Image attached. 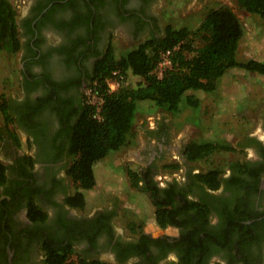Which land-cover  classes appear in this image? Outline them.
<instances>
[{
    "label": "flooded vegetation",
    "instance_id": "af4514ba",
    "mask_svg": "<svg viewBox=\"0 0 264 264\" xmlns=\"http://www.w3.org/2000/svg\"><path fill=\"white\" fill-rule=\"evenodd\" d=\"M162 1L0 0V28L10 23L9 7L16 12L23 99L10 109L28 140L27 150L11 136L1 143L0 161L7 169L0 186V264H48L47 246L77 248L89 259L109 256L113 261L105 262L112 264H166L171 258L174 264H264L263 172L237 182V174L228 169L213 197L204 196L210 213L184 226L158 228L161 235L143 231L165 239L164 252L151 244L147 255L133 254L124 261V249L138 246L142 234L125 240L112 220L99 222L106 212L86 216L67 204L73 196L67 176L69 136L86 105L85 90L96 64L112 36L124 33L135 41L153 29L154 10ZM252 140L264 147V141L246 140L254 159L243 163L258 171L263 151ZM188 219L184 212L176 216L182 224ZM189 237L195 239L194 251L186 242Z\"/></svg>",
    "mask_w": 264,
    "mask_h": 264
},
{
    "label": "trees",
    "instance_id": "16d2710c",
    "mask_svg": "<svg viewBox=\"0 0 264 264\" xmlns=\"http://www.w3.org/2000/svg\"><path fill=\"white\" fill-rule=\"evenodd\" d=\"M234 1L246 12L264 19V0ZM9 10L10 23H2L5 28H0V50L16 55L21 50V42L15 24L16 12L12 7H9ZM243 36L244 27L237 14L227 6H219L207 11L195 31L169 26L162 37L153 36L120 58L115 56L114 49L109 44L106 55L97 62L94 77L91 79V85L97 83V91L104 99L103 120H96L93 117L94 108L86 104L80 119L70 132L67 155L72 159V163L67 168V176L73 181L77 191L68 198L67 204L78 210L85 209L86 199L83 191H90L96 186L95 164L121 151L129 144L140 103L149 102L150 111L161 108L177 114L181 110L183 101L198 108L200 99L191 92H214L219 80L231 69L240 68L264 76L263 61L237 60ZM5 37H8V40ZM169 49L173 50V66L162 78H158L154 71L161 53ZM115 71H119L123 79L120 87L110 92L107 80L114 79ZM129 74L142 79V82L136 87L127 86ZM0 111L7 123L14 121L7 100L0 104ZM11 137L18 142L16 135L11 134ZM251 142L260 146L264 157L262 144L256 140ZM234 150L227 143L190 142L184 149V156L187 163L193 164L208 159L215 153ZM253 165L249 162L246 164L237 161L232 163L229 169L237 174L236 181L239 182L242 180L241 177L253 176L256 175L255 173L260 176L262 172L264 173V163L260 164L258 171L251 168ZM180 168V164L164 166L165 171L174 172ZM6 169L7 167L0 161V186L6 181ZM223 174L224 171L216 168L198 173H193V168H190L185 173L187 183L185 181L179 185L175 181L160 188L153 177V166L144 171L127 168L131 187L149 195L156 207L157 225L162 229L169 225L184 226L196 222L206 212L210 213L203 203H209L207 197H213L212 192L222 186ZM32 209L37 211L36 206L32 205ZM183 212L188 214L189 219L182 224L176 220V216ZM114 217V213L103 214L99 222L107 224V221L113 220ZM130 228L133 232L139 231L137 234L142 235L138 246L130 245L124 249L121 260L124 261L137 253L147 255L151 244L158 245L157 247L162 250L165 248L163 245L165 239H152L143 234L141 228L137 230L135 224H131ZM186 242L194 251V237H189ZM46 250L48 264H112L81 255H78L77 259H72L75 255L73 247L60 246L56 249L47 246Z\"/></svg>",
    "mask_w": 264,
    "mask_h": 264
},
{
    "label": "rangeland",
    "instance_id": "374dc122",
    "mask_svg": "<svg viewBox=\"0 0 264 264\" xmlns=\"http://www.w3.org/2000/svg\"><path fill=\"white\" fill-rule=\"evenodd\" d=\"M219 6L231 8L244 27V36L238 53L239 61L247 62L254 59L264 62V19L246 12L234 0H163L161 5L154 10L156 20L153 29L135 41H132L124 33H118L111 37V40H109L110 45L114 49L115 56L120 58L153 36L162 37L169 26L178 29L188 28L190 31H195L207 11ZM199 44L197 43V45ZM20 55L21 53L7 56L0 51V104L7 100L12 85L9 81L10 77L17 79L14 80V86L19 85L21 76ZM140 82H142V79L129 74L126 85L136 87ZM218 87L219 89L213 93L191 92L200 99L198 108H194L183 101L181 110L177 114L164 112L161 115V118L165 114L168 116L165 119H168L167 123L169 124V127L161 128V132L166 135L167 141L177 148L174 153L165 152L161 158L153 162L154 171L158 172L153 177L163 187H166L169 182L175 181L182 184L184 173L189 168H193V173L213 168L222 170L225 173L232 163L254 159L253 150L246 148L244 145L246 140L255 138L264 141V76L235 68L229 70L227 75L219 80ZM218 93H221L222 97H217ZM228 94H232L230 100L227 97ZM217 104H219L218 109L212 110L211 107H216ZM202 106H205V112H203ZM148 132L144 130L140 138V140L143 139L145 147L148 138L154 139V141L158 140H156L157 137L152 138L153 136ZM11 134L17 136L20 149L27 150V142L20 135L15 122L7 123L0 111V136L2 138L0 140V158H2L1 143L4 141L3 138L4 136L9 137ZM206 141L227 143L235 150L215 153L208 159L197 163H187L183 157L186 145L190 142ZM167 147L163 145L164 149ZM173 156L175 157L172 158ZM145 158L147 157L145 156ZM69 162L71 164L72 159ZM143 163L146 164V161H143ZM168 164H180L181 169L173 173L167 172L164 166ZM132 169L142 171L143 167L133 165ZM115 181L118 183L113 187L116 191L110 192L107 199L103 198L102 194L105 192L100 186L86 192L88 206L81 211L77 210V212L86 216H92L103 211L116 212L113 225L120 236L128 241L134 240L139 232H133L130 228L131 224L138 226L142 223L143 227L140 228L144 232H151L155 236L163 234V231L161 232L153 223L156 207L152 204L149 195L133 189L129 179L128 183L125 182L126 177L123 173L119 174ZM108 203H117L116 209L109 210ZM170 232V230L164 231V233ZM79 253L81 254L80 249L76 248L72 259H77ZM101 259L109 262L113 261L112 258L104 255L101 256ZM173 262L171 258L166 264H174Z\"/></svg>",
    "mask_w": 264,
    "mask_h": 264
},
{
    "label": "crops",
    "instance_id": "0c3cea01",
    "mask_svg": "<svg viewBox=\"0 0 264 264\" xmlns=\"http://www.w3.org/2000/svg\"><path fill=\"white\" fill-rule=\"evenodd\" d=\"M240 47H241V44H240ZM240 47H239V50H240ZM239 50H238V53H239ZM238 53H237V60L239 61ZM22 59H23V57H22V53H21V55H20V60H21V71H20V73H21V76L19 78V85L14 86V82H15L14 80H17L15 77H10V79H9V81L12 83L11 89L9 90V93L7 96V101L9 102V105L11 103L18 105L21 103V101L23 99V80L24 79H23V73H22ZM251 60H254V59H251ZM217 89H219V87H217ZM231 96H232V94L227 95L229 100L231 99L230 98ZM217 97H222V94L218 93ZM149 106H150L149 102L140 103L138 112L136 114V120L134 122L132 131H131L129 144L126 147H124L121 151L116 152L114 154H111L110 156H108L104 160L96 163L94 166V172H95V178H96L95 188L100 186L101 188L104 189L105 193H103L102 195H103V198H105V199L109 198L110 192L116 191L115 188H113V187L116 186V184H118L115 181V179L117 178V176L119 174L123 173V175H125V177H126L125 182L128 183V179H129L127 176V168L128 167L130 169H132L133 165H140V167H143L142 171H144V170L149 169L152 166L154 167L153 162L156 159L161 158L165 152L174 153L175 151H177V148L174 147V144L172 145L171 143H169V141H167L168 139L166 138V135L161 132V128L165 129V128L169 127V124L167 123L168 119H165L168 116L165 114V116H163V118H161V115H163L164 112H168V111L165 109H161V108L156 109L154 111H150ZM218 106H219V104H217L216 107L212 106L211 108H212V110H215V109H218ZM222 108H225V107H222ZM202 110H203V112H205V106H202ZM11 113H12V116L14 118L15 125L19 129V127L17 125L18 117L15 116L12 111H11ZM169 113H171V112H169ZM171 114H173V113H171ZM173 115H175V114H173ZM155 117H157V118L155 119ZM156 127H157V129H156ZM144 130L149 131L148 134L151 133V135L153 136L152 138L157 137L156 140L157 139L158 140L154 141V139L151 140L150 138H148V142H147V145L145 147V144L143 143V139L140 140ZM19 131H20V135H22L24 137V140H26L27 145H28L27 135L23 131H21L20 129H19ZM137 145L139 146L138 148H137ZM163 145L166 147L168 146V147L166 149H164ZM183 155H184V151H183ZM145 156L147 158H145ZM174 157L175 156H173L172 158H174ZM70 160H71V158H69V160H68L69 164L67 166L70 165V162H69ZM143 161H146V164L143 163ZM132 170H134V169H132ZM167 172L173 173V171H167ZM174 172H177V171H174ZM156 174H158V172L153 170V176H155ZM68 180H69L70 185H71L72 193L73 194L76 193L77 189L75 187V184L73 183V181L70 178ZM83 192H84L85 199H86V206H85V208H86L88 206V199H87L86 192H88V191H83ZM107 206H108L109 210H113V209H116L117 203H114V204L108 203ZM76 211H77V209H76ZM103 212L114 213L115 216L117 214L114 211H103ZM155 212H156V210H154L153 223L156 224L157 228H160L156 222ZM113 220H112V225H113ZM113 227H114V225H113ZM140 227H143L142 223L139 224L138 226H136V229L138 230V229H140ZM114 229L119 234V232L117 231V229L115 227H114ZM141 230H142V228H141Z\"/></svg>",
    "mask_w": 264,
    "mask_h": 264
},
{
    "label": "built area",
    "instance_id": "2783aa9c",
    "mask_svg": "<svg viewBox=\"0 0 264 264\" xmlns=\"http://www.w3.org/2000/svg\"><path fill=\"white\" fill-rule=\"evenodd\" d=\"M172 54H173V50L170 49L161 53L160 60L154 71V74L158 78H162L165 72L173 66ZM113 77L114 79L107 80V84L110 92L116 91L120 87L121 80L123 79V76L119 71L113 72ZM96 85L97 83L94 82L85 90V102L87 105L94 108L93 117L98 121H102L103 120L102 108L104 105V99L98 93Z\"/></svg>",
    "mask_w": 264,
    "mask_h": 264
},
{
    "label": "water",
    "instance_id": "95a60500",
    "mask_svg": "<svg viewBox=\"0 0 264 264\" xmlns=\"http://www.w3.org/2000/svg\"><path fill=\"white\" fill-rule=\"evenodd\" d=\"M183 157L185 158V156L183 155Z\"/></svg>",
    "mask_w": 264,
    "mask_h": 264
}]
</instances>
